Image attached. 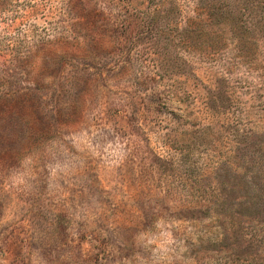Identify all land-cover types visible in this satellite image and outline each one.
Masks as SVG:
<instances>
[{
    "label": "rangeland",
    "instance_id": "rangeland-1",
    "mask_svg": "<svg viewBox=\"0 0 264 264\" xmlns=\"http://www.w3.org/2000/svg\"><path fill=\"white\" fill-rule=\"evenodd\" d=\"M0 264H264V0H0Z\"/></svg>",
    "mask_w": 264,
    "mask_h": 264
}]
</instances>
